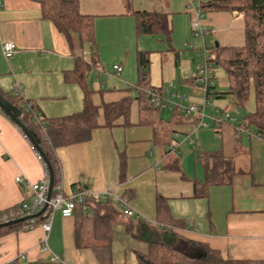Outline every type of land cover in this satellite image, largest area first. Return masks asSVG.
Wrapping results in <instances>:
<instances>
[{"label":"crops","instance_id":"0c3cea01","mask_svg":"<svg viewBox=\"0 0 264 264\" xmlns=\"http://www.w3.org/2000/svg\"><path fill=\"white\" fill-rule=\"evenodd\" d=\"M208 1L79 0L81 13L93 17L94 43L70 47L53 23L43 18L38 1L0 0V94L10 96L19 88L22 97L30 100L44 118L80 111L84 88L91 91V101L98 107L99 125L92 129L88 140L54 150L60 167L57 187L63 195L73 191L88 195L77 203L71 216L63 217L59 211L53 214L47 244L49 252L60 260L58 264L131 263L123 260L127 249L118 253L113 247L116 225L124 232L130 249L128 257L134 258L135 249H144L125 233L120 217L113 223L109 248L76 245L77 217L87 211L89 194L104 191L126 197L136 218L150 222L160 219L156 206L160 197L167 208L165 219L178 222L175 229L179 234L204 245L223 260L264 261V134L259 135L253 126L236 134L231 122L215 120L226 106L238 122L253 112V89L245 106L240 107L232 95L223 93L228 90L227 77L218 82L216 74L218 94L203 107L202 114H186L180 108L190 104L200 107L204 97L202 88L191 79L201 47L199 39L190 38L192 10L201 9V23L208 30L206 39L211 44H244L243 15L203 9ZM137 11L165 13L171 28L169 39L160 33L137 34ZM162 38L171 41L167 49L171 60L166 63L167 56L162 59L160 53L168 81L160 79L156 83L150 78L152 60L148 61L147 70L149 85L162 88L164 105L160 116L169 121L173 133L172 141L165 146L155 143L152 126L139 123L138 100L125 87V76L122 78L123 62H131L137 70L138 52H147L148 59L149 50L154 49L150 45H157ZM6 40L16 44L8 60L1 51V43ZM160 42L161 51L164 47ZM184 43L192 51H184ZM91 57L94 65L85 71L83 81L74 79L77 58L89 62ZM114 64L122 67L119 73L113 69ZM105 67L119 78L112 79L115 84L110 85L111 78L100 81V71L104 72ZM126 96L134 98L128 123L119 116L111 126H105L102 103ZM211 155L231 161L230 179L208 184L203 195L195 196L193 185L200 187L205 183V161ZM44 172L43 161L37 158L30 141L0 109V211L30 202L34 196L31 184L40 181ZM17 176L21 181H15ZM112 204L121 211L120 205ZM42 234L40 220L27 229L0 233V264L47 262L49 253L39 252L38 239ZM22 253L24 259L19 257Z\"/></svg>","mask_w":264,"mask_h":264},{"label":"trees","instance_id":"16d2710c","mask_svg":"<svg viewBox=\"0 0 264 264\" xmlns=\"http://www.w3.org/2000/svg\"><path fill=\"white\" fill-rule=\"evenodd\" d=\"M39 2L43 18L51 21L63 34L70 47L83 43H94L93 17L84 15L79 10V0H36ZM210 11H240L244 20V44L242 46L213 45L216 53L214 66L222 67L229 82L228 90L223 92L233 96L235 103L244 107L251 88L254 92L255 109L247 113L237 124L246 131L253 126L261 136L264 134V0H210L202 6ZM135 30L137 34L160 33L170 37V25L165 13L137 11ZM94 57L89 62L77 58L73 70L74 79L82 82L84 73L94 65ZM138 81L127 90H135L139 104V123L152 126L154 141L165 146L173 139L169 121L160 116V107L153 105L145 95V89H152L162 94L161 87L149 85L147 52L139 51L137 56ZM64 77L68 79V75ZM83 107L71 114L44 118L35 105L19 95H2L16 105L21 113L19 121L38 139V145L46 157L53 172L55 193L60 181V167L54 150L56 147L86 141L97 122L98 107L90 98V90L84 88ZM212 94L216 95L215 84ZM218 94V93H217ZM134 98L126 96L116 102L102 103L104 125L111 126L119 116L128 123L129 109ZM26 103L29 107H26ZM236 125V126H237ZM234 127V125H233ZM239 132V133H241ZM236 134H239L235 131ZM32 145V144H31ZM33 146V145H32ZM211 161V163L209 162ZM44 169L47 167L43 161ZM124 164L121 162V177ZM206 179L202 186L193 185L194 195L204 194L208 184L228 182L231 176V161L221 155H211L205 161ZM77 205V203H76ZM75 205V207H76ZM160 219L150 222L143 218L124 215L116 209L110 200L95 201L87 204V211L77 217L75 223V242L78 247L109 248L112 242V226L120 217L127 235L144 246L134 250V261L131 263L102 264H264V261H233L219 258L204 245L179 234L175 226L178 222L165 219L167 208L160 197L156 203ZM75 209V208H74ZM40 219L38 217L0 227V233L11 229H27ZM29 264H57L52 262H35Z\"/></svg>","mask_w":264,"mask_h":264},{"label":"built area","instance_id":"2783aa9c","mask_svg":"<svg viewBox=\"0 0 264 264\" xmlns=\"http://www.w3.org/2000/svg\"><path fill=\"white\" fill-rule=\"evenodd\" d=\"M192 12L194 14V19L191 22V33L194 36L199 37L202 42L199 51L200 60H198L194 64V70L191 75V79L196 85L202 88L204 97L202 100V105L200 107H197L194 104H190L188 106L180 105V108L186 114H189L190 112L202 114L203 107L213 98L212 86H214L216 79L214 66L216 53L213 48V44H211L206 39L208 30L201 23V9L199 7L194 8ZM15 50L16 44L13 41H2L1 51L5 59H10L13 56ZM85 54L86 53L84 52V55ZM113 69L116 73H119L121 71V66L119 64H114ZM130 87L131 86H128L127 88ZM144 93L146 96H148L149 102H151L153 105L158 107H162L164 105L163 97L160 92L152 89H145ZM13 94L22 97L19 88L14 90ZM22 98L26 99L25 97ZM25 105L27 108L29 107L28 103H26ZM215 120L217 122H222L224 120L231 122L234 125V129L237 133L241 132L242 130V128L237 125L239 122L235 120V117L232 114H230V109L227 106L221 110L220 115ZM36 155L38 159H41L40 155L37 152ZM15 181H21V177H15ZM31 189L34 196L30 202H21L9 209L0 211V224L7 223L11 220L24 216L32 215L39 211L43 207V205L47 203L45 210L38 216L41 221L43 230V234L38 239L39 252L49 253L47 261L58 264L60 260L57 256L49 252L50 249L47 244V238L48 233L51 229L53 214L55 211H59L63 217L71 216L76 203L83 202L88 195L85 191H73L70 195L64 196L60 188L56 187L55 193L51 195L50 199L47 201L46 196L48 192V173L46 170L40 181L31 184ZM89 196L95 201L108 199L111 202L120 205L121 212L124 215L136 217V213L128 206L126 197H118L108 191H104L102 193L92 192L91 194H89ZM19 257L21 259H24L25 254L22 253L21 255H19ZM6 264H13V262H8Z\"/></svg>","mask_w":264,"mask_h":264},{"label":"rangeland","instance_id":"374dc122","mask_svg":"<svg viewBox=\"0 0 264 264\" xmlns=\"http://www.w3.org/2000/svg\"><path fill=\"white\" fill-rule=\"evenodd\" d=\"M236 12H238L239 14H242L243 15V13L240 12V11H236ZM190 38L191 39L192 38L193 39L194 38L195 39H199V42L200 43L198 42V45L199 44L201 45V42H202L201 39L199 37H197V36H194L191 32H190ZM160 41H162L163 47H164V48H162L161 51L159 50L160 47H158L159 44H161ZM160 41L158 42L157 45H150L151 46L150 48L151 49L154 48V49L149 50V52H148V61L151 62V60H152V63L151 64L149 63L150 64L149 65L150 68L148 67L150 69L149 70V75H150V78L153 81H156V83L160 82V79H162L163 82H167L168 81L167 79H165L166 78L165 76H166L167 73L165 71L166 68L164 66L166 64L164 62H161L160 63V53L162 55V59L163 58L166 59L165 55L167 56L168 55V52H170L167 49H169L168 47H169V44H171V41L170 42H166V40H164L163 38ZM186 44L187 43H184L183 50L184 51H186V50L192 51V50H190L187 47V46H189V44H187V45ZM155 54L157 55L156 57H155ZM149 56H151V59H150ZM167 58H168V60L167 61L165 60L166 63L171 60L168 56H167ZM198 59L200 60V56H199ZM123 68H124V72H123V77L122 78H124V76H125V78L123 79V81H125L124 82L125 87L127 88L128 86H131V87L134 86L136 84V82H137V77H138L140 68L139 69L137 68V70H136L135 66L133 67L132 64H131V62H126V63L123 62ZM104 69H105L104 72H103L102 69L100 71V73H101L100 74L101 75L100 81L104 82V79L105 78L106 79L107 78L108 79L111 78V79H109L110 85L115 84L116 82L113 81L112 79H116L118 81L119 78L113 74L112 70H110L109 67H105ZM162 69H163V73L161 71ZM93 70L94 69H92L91 71H93ZM89 73H90V71L88 72V77H90V74ZM216 74H217V81L218 82L223 81L225 79V77H226V74H225L224 70L220 66H218V67L216 66L215 67V75ZM112 81H113V83H111ZM215 81H216V79H215ZM107 84L109 85V83H107ZM130 91L133 92V93H135L134 92L135 90H130ZM186 106H188V105H186ZM208 110H209V108H208ZM119 229H120L119 228V225H116V227H115V242H114L113 247L115 248L116 252H118V253H120L119 251H122L123 248L127 249L126 257H124L125 259H123V260H126L127 262H132V261H134V258L131 259L130 257H128L129 256V253H130V249H129V246L127 247V244L124 241V232L122 231V229H120V230Z\"/></svg>","mask_w":264,"mask_h":264},{"label":"water","instance_id":"95a60500","mask_svg":"<svg viewBox=\"0 0 264 264\" xmlns=\"http://www.w3.org/2000/svg\"><path fill=\"white\" fill-rule=\"evenodd\" d=\"M214 46L217 47L218 43L215 42ZM0 109L21 129V131L24 133V135L27 137V139L30 141V143L33 145L34 149L36 150V152L40 155L42 161H44L46 167H47V173H48V192H47V196H46V200L48 201L50 199L51 196V191L53 188V172L52 169L46 159V157L44 156L43 152L41 151V149L39 148L38 145V139L35 136V134L31 133L18 119L21 111L20 109L14 105L13 103H11L8 99L4 98L1 94H0ZM47 203H45L43 205V207L37 211L36 213L32 214V215H28V216H24L21 218H17L14 220H11L7 223H3L0 224V227L2 226H7V225H11L14 223H18V222H22L28 219H32V218H36L38 217L46 208Z\"/></svg>","mask_w":264,"mask_h":264}]
</instances>
